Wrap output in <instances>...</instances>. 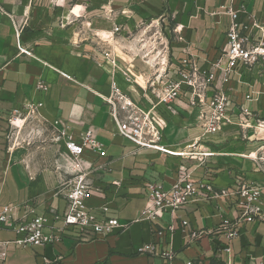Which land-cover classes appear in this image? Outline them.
Returning a JSON list of instances; mask_svg holds the SVG:
<instances>
[{
    "label": "crops",
    "instance_id": "obj_1",
    "mask_svg": "<svg viewBox=\"0 0 264 264\" xmlns=\"http://www.w3.org/2000/svg\"><path fill=\"white\" fill-rule=\"evenodd\" d=\"M241 5L246 10L241 13L243 21L264 17V0H0V211L9 205L20 220L43 215L47 218L45 232L62 225L56 218L67 207L60 187V158L48 161L57 167L55 177L49 168L35 173L31 164L18 156L19 145L12 146L10 141L11 114L32 106L57 131L66 130L77 141L92 130L106 155L90 147L85 150L83 158L91 167L89 179L96 189L87 206L102 219L106 215L102 206L107 204V215L126 224L101 239L80 241L76 231L66 230L54 244H10L0 264H43L46 257L59 259L60 264H166L163 251L174 253L175 264H228L229 259L231 264H264L263 219L244 224L242 234L231 241L230 253L221 250L227 235L218 229L226 217L238 215L233 198L190 204L176 212L175 221L169 212L162 213L158 221L144 213L149 184L171 188L181 167L188 170L191 179L210 181L217 188H238V176L264 185V167L244 156L259 152L263 141L256 139L252 129L242 132L236 127L228 128L225 139H202L197 109L186 105L182 96L175 105L177 114L167 117L164 128V143L173 153L142 149L132 154L135 143L118 132L103 98L111 91L109 65L103 61L96 37L110 33L116 18L135 24L168 15L178 30L177 39L171 42L172 55H193L199 66L207 69L227 41L231 17L226 7L237 9ZM123 10L131 20L121 14ZM256 34L260 36L259 31ZM135 64L139 74L147 71L141 60ZM117 77L121 84H127L123 75ZM230 78L223 84L234 88L229 108L240 112L247 107L253 123L264 119V95L253 101L246 98L252 89L262 90L261 84L255 82L251 88L247 84L251 76L245 75L239 82L237 72ZM138 90L140 93L129 92L137 103L149 105ZM65 138L58 140L62 150ZM198 139L196 149L210 154L202 159L179 154ZM30 207L34 214L27 212ZM183 220L188 221L184 228ZM173 222L176 230L169 229ZM158 230L164 234L157 235ZM200 232V237H192ZM16 236L13 228L0 227V241ZM147 244L154 245L155 252L142 250Z\"/></svg>",
    "mask_w": 264,
    "mask_h": 264
},
{
    "label": "built area",
    "instance_id": "obj_2",
    "mask_svg": "<svg viewBox=\"0 0 264 264\" xmlns=\"http://www.w3.org/2000/svg\"><path fill=\"white\" fill-rule=\"evenodd\" d=\"M243 12H246L245 5L237 9L226 7V13L231 17L226 33L227 41L220 56L211 61L207 69L200 67L193 55L184 58L173 56L169 40L156 37L157 32L154 36H147L148 29L156 21L165 19L164 16L135 24L120 22L116 18L113 29L107 36L96 34L105 58L103 61L109 65L107 72L110 75L111 91L108 95H103V98L111 109L118 132L135 143L136 148L132 154L142 149L173 153L164 143V128L168 122L167 117L177 114L175 105L185 96L186 105L197 109V126L203 131L202 139H225L230 127L239 128L242 132L252 129L256 139L262 140L263 144L259 152L244 156L264 167V136L261 135L264 134V119L253 123L250 119L252 113L247 107H243L240 112L230 109L229 102L234 88L223 85L231 80L233 72H237L239 82H242L245 75H250L252 80L247 84L253 88V83L257 82L261 84L262 90L252 89L246 94L247 100L253 101L264 95V17L260 20L243 21ZM121 14L126 19L132 18L125 10ZM143 26V30H139ZM136 30H139L137 36L134 34ZM258 31L259 37L256 34ZM137 60L144 62L147 71L138 73L135 64ZM117 74L123 75L126 85L121 84ZM137 87L142 90L141 94L149 105L139 104L132 97L129 91L140 93ZM65 136L60 160L62 169L71 175V179L65 181L61 177L60 182L61 191L67 200L64 213L56 216L62 225L54 227L51 232H45L47 218L34 214L33 207L27 212L34 216L20 220L14 216L11 206H4L0 211V227L13 228L17 236L13 240L0 241V260L6 258L10 244L22 247L50 245L60 241L66 230L76 231L77 240L89 241L115 234L126 226L120 218L107 215L110 210L107 204L102 206L106 213L102 219L87 206V200L94 195L96 189L89 179L91 167L86 165L83 156L88 147L98 150L101 156L106 155L105 149L95 139L92 130H88L81 141L67 134L66 130H58L56 139ZM199 144L200 139L188 144L179 154L199 159L210 154L197 150ZM179 171L176 181L169 189H164L158 183L149 184L150 194L144 213L150 220L158 221L162 213L169 212L175 221L178 218L176 212L190 204L214 198H233L238 207V215L236 218L226 217L218 229L227 235L226 243L220 245L221 250L228 253L232 250L231 241L242 234L245 223L255 219L264 220V185L238 176V188H217L210 181L191 179V174L184 167ZM181 225L184 228L188 221H181ZM176 228L175 222L169 226L170 230ZM156 233L163 235L164 231L158 230ZM201 234L202 232L193 233L192 237L198 238ZM142 250L155 252V246L147 244ZM162 255L168 259L166 264H175L172 251H163ZM43 264H60V260L46 257ZM228 264H231L230 259Z\"/></svg>",
    "mask_w": 264,
    "mask_h": 264
},
{
    "label": "rangeland",
    "instance_id": "obj_3",
    "mask_svg": "<svg viewBox=\"0 0 264 264\" xmlns=\"http://www.w3.org/2000/svg\"><path fill=\"white\" fill-rule=\"evenodd\" d=\"M148 24V23H147ZM176 22L170 16L155 22L153 27L147 31V36L167 38L171 44L172 40H176ZM175 27V28H174ZM144 26L139 29L143 30ZM139 30L134 31L135 36ZM101 37H104L99 33ZM141 39L138 38V40ZM144 39V38H143ZM148 38L146 39V41ZM144 43L140 42V44ZM12 122L10 127V141L12 146L19 145L18 156L26 163L31 164V168L35 173H41L45 168H49L52 177L58 175L57 167L48 165V161L54 158H60L61 148H58V131L54 125L43 119L35 107H25L17 113L11 114ZM264 136V134H261ZM260 154H262L260 152ZM62 178L65 181L71 179V175L61 170Z\"/></svg>",
    "mask_w": 264,
    "mask_h": 264
},
{
    "label": "bare ground",
    "instance_id": "obj_4",
    "mask_svg": "<svg viewBox=\"0 0 264 264\" xmlns=\"http://www.w3.org/2000/svg\"><path fill=\"white\" fill-rule=\"evenodd\" d=\"M109 33L104 34L103 36H107Z\"/></svg>",
    "mask_w": 264,
    "mask_h": 264
}]
</instances>
